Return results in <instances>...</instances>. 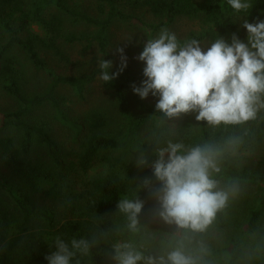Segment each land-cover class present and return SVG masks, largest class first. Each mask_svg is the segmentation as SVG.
Returning <instances> with one entry per match:
<instances>
[{
    "label": "trees",
    "instance_id": "obj_1",
    "mask_svg": "<svg viewBox=\"0 0 264 264\" xmlns=\"http://www.w3.org/2000/svg\"><path fill=\"white\" fill-rule=\"evenodd\" d=\"M80 1L0 0V101L6 96L18 106L13 112L0 108V162L9 172V179L0 174V190L8 197L0 193V264H48L45 257L57 250L54 244L57 237L69 246L73 239L90 242L88 253L76 252L71 264H106L109 256L115 255V246L123 243H131L144 254L141 229L152 219L173 234L176 246L182 243L187 252L212 244L209 254L199 253L200 264H208L221 255L226 264H239L245 257V244L251 238L264 252L261 208L247 214L238 213L235 196L233 204L220 211L204 232L182 230L160 219L159 204L152 191L160 187L152 168L158 160L157 151L139 137L148 121L131 110L125 92L127 72L106 84L100 79L99 68L81 79L61 77L49 70L41 57L45 51L63 58L61 42H79L86 43V48L98 43L103 59L108 60L110 28L117 19L148 28L153 33H160L162 28L170 30L180 18L200 20L205 29L190 34L185 40L178 39L181 44L195 39L201 45L218 38L231 44L233 34L243 42L234 18L245 15L260 20L264 0H251L252 8L244 13L234 12L227 0H93L98 17L78 11ZM126 6L146 9L158 22L149 25L139 17L127 15L122 11ZM69 21L94 27L96 32L92 36L69 34L66 30ZM34 24L43 29L46 37L33 31ZM29 64L47 73L51 84L45 94L26 93L25 72ZM97 81L115 94L122 124L113 127L109 115L99 110L92 112L81 151L67 163L49 131L31 121L32 114L46 104L56 105L59 87H71L83 97ZM135 100L151 117L153 139L159 144L182 143L185 149L211 144L222 152L229 146L241 145L247 149L264 140V116L241 125L212 127L206 121H197L198 113L193 112L183 114L175 125L156 107L147 105L145 99L135 95ZM230 140L237 143L230 145ZM131 154H143L148 161L136 174L127 162ZM105 163L110 169L87 179L80 191L76 190L75 183L69 182L72 174L88 175ZM236 163V158L221 154L218 161L221 171L212 173L220 188L224 184L229 188L235 183L264 182V178L248 169L238 170ZM145 179L151 181L149 187L144 186ZM124 198H139L144 203L135 232L129 230V221L118 208Z\"/></svg>",
    "mask_w": 264,
    "mask_h": 264
},
{
    "label": "clouds",
    "instance_id": "obj_2",
    "mask_svg": "<svg viewBox=\"0 0 264 264\" xmlns=\"http://www.w3.org/2000/svg\"><path fill=\"white\" fill-rule=\"evenodd\" d=\"M227 4L236 13L252 8L251 0H227ZM243 27L249 34L247 44L233 34L231 44L218 38L206 51L198 40L181 44L174 32L162 28L156 38L147 40L136 57L146 65V79L141 86H132L134 94L141 99H147L149 94L159 97L156 110L169 119L195 112L197 121H206L212 127L241 125L256 119L264 109V21H244ZM115 52L119 54L120 66L114 73L112 61L97 60L100 79L105 84L127 68L124 48L117 46ZM228 143L235 145L237 141ZM221 154L211 144L185 150L182 143L169 142L166 148L158 149V160L152 168L160 187L152 191L162 221L191 232L207 230L229 199L239 192L235 185L221 189L212 177V173L221 171ZM147 163L143 154L137 159L138 167ZM143 183L149 187L151 181L145 179ZM118 208L126 215L129 230L137 231L144 203L139 198H124ZM55 246L57 250L45 257L48 264H71L76 252L88 253L90 242L73 239L69 246L57 237ZM114 252L116 264H197L194 257L186 254L182 243L159 257H145L131 243L117 244Z\"/></svg>",
    "mask_w": 264,
    "mask_h": 264
},
{
    "label": "rangeland",
    "instance_id": "obj_3",
    "mask_svg": "<svg viewBox=\"0 0 264 264\" xmlns=\"http://www.w3.org/2000/svg\"><path fill=\"white\" fill-rule=\"evenodd\" d=\"M78 11H81L89 16L98 17V11L96 3L93 0H82L78 3ZM122 11L127 15H134L141 18L146 24H156L158 21L153 15L146 9L134 10L128 6L122 8ZM235 22L242 32L244 43H248V32L243 27L244 21L255 24L257 20L249 18L245 15L236 16ZM260 21H264V13L261 15ZM32 29L35 33L42 38L46 37L43 29L34 24ZM205 29L204 24L200 20H193L187 18H180L171 27L170 31L177 35L179 40H185L192 33H199ZM66 30L69 34H87L94 35L96 28L87 26L85 24H77L70 22L67 24ZM159 33H153L148 28H141L135 23H129L121 20H115L110 28L109 42L106 47L108 56L107 61L113 62V68L111 72L119 70L120 57L115 52L117 46L124 48V54L127 56V68L122 72L126 73L128 83L126 84L125 92L129 100V104L132 112L138 117L142 116L147 119L148 123L140 130L139 137L153 150L166 148L167 143L159 144L153 139L152 122L150 121L148 112L140 108L135 100V95L132 86H141L142 81L146 79L143 75V69L146 66L144 62L136 59L143 51V47L148 39L156 38ZM211 46L210 42L201 44V47L206 51ZM60 51L63 58L57 56L53 52H41V57L44 59L47 68L54 74L67 78H78L91 75L98 69L97 60L103 59V54L100 51L98 43H92L89 48L86 43H65L61 42ZM51 81L44 71H39L29 64L25 72V91L32 94H45ZM56 105L46 104L43 108L33 112L31 121L44 127L49 131L54 141L57 143L63 159L70 163L73 160L75 154L81 151V146L85 141L88 133V120L89 115L94 111H101L109 115L111 118V124L113 127L122 124L120 119L119 110L115 100V94L105 88L101 82H95L84 93L83 97H80L77 91L68 86H61L58 88L55 94ZM159 97L155 98L149 94L145 99V103L150 106L156 107ZM0 108L4 112H13L18 109L17 104L6 96L1 97ZM183 114L177 119H171V122L176 125L182 120ZM264 116V109H261L257 113V118L254 120H261ZM155 124H158L155 121ZM240 144V143H239ZM240 147L229 146L225 148L222 153L230 155L232 158H236L237 169H248L254 174L264 178V140L256 142L251 147L245 149L241 145ZM187 150V149H185ZM138 155L131 154L127 162L133 166L132 170L136 173L141 170V167L137 166ZM103 166V165H102ZM95 167L88 175H76L72 174L69 182L75 183L76 190L80 191L84 182L94 177L99 172H106L110 169V166L105 163L102 167ZM0 174L4 178L9 179V172L4 168L0 162ZM71 174V173H70ZM78 176V177H77ZM239 192L235 196L236 208L238 213L247 214L251 210L261 208L262 220L261 225L264 228V182H251V183H235ZM221 189L227 190V184H224ZM2 196L7 195L0 190ZM233 197L229 199L226 209L233 204ZM43 205V204H42ZM41 205V206H42ZM51 206V205H50ZM225 210V208H224ZM12 234H15V230H12ZM141 245L144 250L145 257H159L167 254L168 251L177 247L175 244V238L173 234L170 235L160 226V222L156 219L146 222L141 229ZM55 244V243H54ZM213 248L212 244H208L206 248H196L194 252H187V248L184 247L186 254L194 257L197 264H200L199 253L209 254ZM114 255L109 256L106 264H116L113 259ZM141 264H144L142 261ZM208 264H226L224 256H219L216 260L209 262ZM239 264H264V252L255 245L254 240L251 238L245 244V257Z\"/></svg>",
    "mask_w": 264,
    "mask_h": 264
}]
</instances>
